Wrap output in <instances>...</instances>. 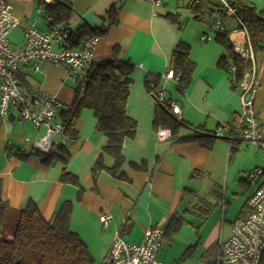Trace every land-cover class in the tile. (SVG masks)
<instances>
[{
  "label": "crops",
  "instance_id": "0c3cea01",
  "mask_svg": "<svg viewBox=\"0 0 264 264\" xmlns=\"http://www.w3.org/2000/svg\"><path fill=\"white\" fill-rule=\"evenodd\" d=\"M71 1L75 16L69 24L72 30L83 25L90 29L106 27L111 22L110 10L115 8V24L98 36L94 63L111 59L116 47V59L132 65L125 111L136 123L135 134L122 143L124 163L116 177L106 170L94 175L93 168L100 157L105 169H111L115 160L102 152L107 138L97 133V121L91 110L79 113L73 123V140L54 136L48 141V149L35 146L45 136L44 127L34 128L14 111L7 117L0 116V200L5 205L0 237L10 236L19 212L29 204L45 220H51L66 203L71 207L70 230L86 245L93 264L103 263L116 230L128 243L140 244L148 227L165 230L172 219L182 224L164 239L158 259L166 264L177 261L172 256L174 245H169L167 252L163 246L186 228L195 234L187 248L197 247L203 252L195 264H210L217 242L230 236L232 222L208 227L211 209L202 204H207L204 200H212V196L219 199L214 187L233 170L227 136L241 113L240 92L232 87L233 76L218 65L224 49L216 42L217 33L209 25L213 12H208L210 18L205 20L201 17L205 12L192 13L184 0H172L174 4L164 0L160 6L140 0ZM10 2L11 14L18 21L8 35L12 47L24 44L30 26L50 32L48 20L37 12L40 0ZM246 2L264 21V0ZM224 25L233 31L230 43L241 38L233 18L224 20ZM179 43L188 46V57L194 64L184 95L176 91L173 80L163 78ZM261 43L262 48L253 51L257 82L253 108L264 121V30ZM61 47L66 48V44L54 45L55 50ZM148 75L161 77L160 87L180 108L184 125L166 141H158L156 137L153 126L156 104L144 85ZM16 77L29 95L55 97L60 110L72 105L79 86L66 76L63 68L49 64L40 65L38 70L33 65H23L16 71ZM220 125L224 137H215ZM209 135L213 137L210 149L205 146ZM199 136L204 139H190ZM59 145L67 149L66 165L61 161L44 165L36 157L22 160L12 154L14 150H22L26 155L33 150L46 153L55 151ZM131 164L138 169L131 168ZM63 171L75 178L80 187L63 182ZM101 215L110 217L106 227L99 221Z\"/></svg>",
  "mask_w": 264,
  "mask_h": 264
},
{
  "label": "trees",
  "instance_id": "16d2710c",
  "mask_svg": "<svg viewBox=\"0 0 264 264\" xmlns=\"http://www.w3.org/2000/svg\"><path fill=\"white\" fill-rule=\"evenodd\" d=\"M71 0H54L45 5L44 18L48 20L50 31L74 20ZM190 11L200 15L203 12L214 13L219 8L215 2H204L199 5H188ZM231 6L235 9V16L239 19L235 30H244L248 36L250 46L253 51L262 48V33L264 30V21H262L255 12V9L249 5L246 0H232ZM173 19V18H170ZM228 19V18H227ZM109 25L102 29L88 28L86 25L72 30L69 28L66 48H77L86 38L99 36L105 33L106 29L115 24V8L112 7L109 13ZM174 21V19H173ZM233 31L226 29L223 33H217L216 42L224 49L219 60V67L230 73L232 78V87L239 90L238 85L244 74L250 68V63L237 57L233 52V47L229 40V35ZM117 48L113 50L111 59L94 63L91 71L87 73L86 80L77 81L78 89L70 107L60 110L59 121L63 125V136L69 140L75 138L73 123L78 118L83 109H89L93 112L97 121L96 131L107 138V144L102 149L103 154L114 158V166L111 169H105L102 157L98 159L93 168V174L101 170H106L110 175L116 177L124 163L121 154L122 143L125 138H133L136 130V123L126 115L125 106L128 98L129 76L132 71V65L122 63L116 59ZM188 46L179 43L172 52L169 68L174 77L178 76L176 91L184 95L191 82V75L194 70V64L188 57ZM231 68L234 69L231 72ZM160 76L148 75L144 80L146 90L155 98V94L160 87ZM150 85H153L150 86ZM166 101H174L166 96ZM176 102V101H174ZM182 120H177L170 112L167 105H156L153 126L154 129L167 128L172 133V138L177 130L183 126ZM209 135L208 143L205 144L210 149L213 137ZM203 137H193L190 139L201 140ZM204 139V138H203ZM238 143H230V153L236 151ZM13 155L22 160L32 156L38 158L44 165H52L58 161L66 165L67 149L59 145L55 151L41 152L33 150L26 155L22 150H14ZM131 168L138 169L136 165L131 164ZM61 180L79 186L77 180L65 171L62 172ZM80 187V186H79ZM5 205L0 200V228L4 224L3 212ZM70 204H63L54 214L51 220H45L34 205L19 212L11 231L10 238L0 237V264H93L92 257L86 245L80 240L78 235L70 230ZM182 222L178 219H172L164 231V239L177 232Z\"/></svg>",
  "mask_w": 264,
  "mask_h": 264
},
{
  "label": "built area",
  "instance_id": "2783aa9c",
  "mask_svg": "<svg viewBox=\"0 0 264 264\" xmlns=\"http://www.w3.org/2000/svg\"><path fill=\"white\" fill-rule=\"evenodd\" d=\"M54 0H40L37 8L44 13L45 5ZM153 6H160L164 0H140ZM190 5L204 2H215L219 5L209 23L215 33L226 31L224 20L233 18L236 23L235 9L232 0H184ZM10 0H0V116L7 117L10 111L17 113L20 119L30 123L34 128H45V136L35 143L36 147L47 146L54 136H63V125L59 121L60 103L53 96L29 95L20 85L16 71L23 65H33L36 70L42 64L61 67L66 76L75 81L86 80V75L94 64V52L99 41L97 36L86 38L77 48L55 50V44L65 43L69 28L62 24L50 32H42L30 26L25 32V41L21 47H12L8 42L10 31L18 26V21L11 14ZM241 38L231 41L234 54L250 63L244 72L238 88L240 92L241 113L235 126L229 130L227 140L241 141L254 146L264 153V133L261 129L258 114L253 108V98L257 87L254 67V53L244 30L239 31ZM234 69L231 68V72ZM164 79L173 80L176 86L178 76L171 70L166 71ZM153 87V85H150ZM156 105H167L174 118L180 120L181 112L177 103L166 101L165 91L159 87L155 94ZM220 125L215 137H224ZM158 141L172 138L167 128L156 130ZM264 178V169L248 173V181ZM245 214L231 224V234L220 239L212 254V264H264V180L255 192L246 200ZM110 217L101 215L100 223L106 227ZM164 229L159 226L148 227L140 244H131L124 240L120 230L114 232L111 244L102 264H166L158 259V252L164 243Z\"/></svg>",
  "mask_w": 264,
  "mask_h": 264
},
{
  "label": "rangeland",
  "instance_id": "374dc122",
  "mask_svg": "<svg viewBox=\"0 0 264 264\" xmlns=\"http://www.w3.org/2000/svg\"><path fill=\"white\" fill-rule=\"evenodd\" d=\"M174 4V1H168ZM205 20H209L210 15L206 11L202 16ZM211 16L209 23L212 19ZM261 129L263 130L264 121L259 117ZM239 147L236 151L229 154L230 169L229 176L223 178L215 187L214 190L218 191L220 196L217 199L212 196V200L205 199L207 204H202L203 207L211 209V217L208 219L207 226L220 223H230L235 219L242 216L245 212L246 200L255 192L257 187L263 182L264 178H257L255 181H248L247 175L256 169H264V153L254 146H249L247 143H238ZM204 201L202 203H204ZM232 224V223H231ZM186 229V228H185ZM181 230L179 236L168 240L167 246L164 244L163 248L169 245H174L172 256L177 258V261L170 264H195L197 260H201L203 252L200 248L190 247L187 248L188 242L194 239V233L188 230ZM11 235V233H9ZM2 237L10 238L3 235ZM187 248V249H186ZM212 257V256H211ZM210 264L212 261L209 262Z\"/></svg>",
  "mask_w": 264,
  "mask_h": 264
}]
</instances>
